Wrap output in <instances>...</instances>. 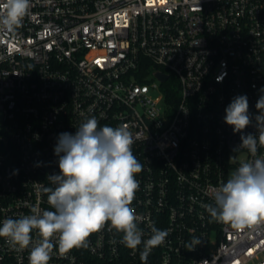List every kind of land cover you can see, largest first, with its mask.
Masks as SVG:
<instances>
[{"label":"built area","instance_id":"2783aa9c","mask_svg":"<svg viewBox=\"0 0 264 264\" xmlns=\"http://www.w3.org/2000/svg\"><path fill=\"white\" fill-rule=\"evenodd\" d=\"M30 5L15 32H0V226L33 207L53 210L43 188L59 174L57 138L95 117L100 126L127 125L133 136L143 170L131 206L143 239L153 223L169 235L142 261L143 244L126 247L123 233L106 224L86 248L60 253L53 238L48 264H264V221L237 228L212 220L205 207L252 158L234 149L241 135L258 134L264 0ZM240 95L252 122L234 133L225 109ZM32 236L34 243L38 232ZM31 247L0 238V264H29Z\"/></svg>","mask_w":264,"mask_h":264},{"label":"clouds","instance_id":"9594fccd","mask_svg":"<svg viewBox=\"0 0 264 264\" xmlns=\"http://www.w3.org/2000/svg\"><path fill=\"white\" fill-rule=\"evenodd\" d=\"M30 6V0H0V32H15ZM256 107L258 134L241 135V143L234 149H246L252 158L242 161L226 183L211 191L213 203L205 206L212 220L237 228L264 221V156L257 155L258 146L264 147V95ZM248 109L246 95L233 98L226 107L224 120L234 133L251 124ZM76 128L75 134L60 133L54 148L59 174L48 175L50 186L43 188L53 210L33 207L31 214L4 219L0 238L20 249L32 245L29 264H48L55 247L53 238L60 253L86 248L91 234L110 224L123 233L126 247L135 250L143 244L141 259L146 261L169 233L153 223L150 236L143 239L145 233L138 226L141 218L131 205L139 188L136 174L143 165L133 154L132 134L127 125L100 126L95 117ZM34 230L38 239L33 243Z\"/></svg>","mask_w":264,"mask_h":264},{"label":"water","instance_id":"95a60500","mask_svg":"<svg viewBox=\"0 0 264 264\" xmlns=\"http://www.w3.org/2000/svg\"><path fill=\"white\" fill-rule=\"evenodd\" d=\"M156 77H157L159 80H161L162 82H165V81H167V79H168V75H166V74H164V73H162V72H157V73H156Z\"/></svg>","mask_w":264,"mask_h":264},{"label":"trees","instance_id":"16d2710c","mask_svg":"<svg viewBox=\"0 0 264 264\" xmlns=\"http://www.w3.org/2000/svg\"><path fill=\"white\" fill-rule=\"evenodd\" d=\"M172 83H173V80H170V82H169V84L167 85V87L170 86ZM166 91H167V95H168V96H170L171 93H173V89H171V88H167Z\"/></svg>","mask_w":264,"mask_h":264}]
</instances>
